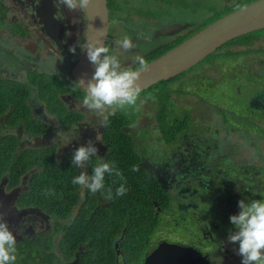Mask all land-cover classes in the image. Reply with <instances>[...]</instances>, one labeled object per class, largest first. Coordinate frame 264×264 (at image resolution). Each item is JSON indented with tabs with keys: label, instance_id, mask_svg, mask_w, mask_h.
Listing matches in <instances>:
<instances>
[{
	"label": "flooded vegetation",
	"instance_id": "obj_1",
	"mask_svg": "<svg viewBox=\"0 0 264 264\" xmlns=\"http://www.w3.org/2000/svg\"><path fill=\"white\" fill-rule=\"evenodd\" d=\"M42 1L0 0V212L5 213L17 237L16 264H40V256L52 250L65 256L62 242L72 217L78 216L82 208L91 210L90 217L110 210L115 218L123 219L111 227L100 225L102 231L123 228L120 237L107 255L95 257L91 253L93 245L82 240L68 262L48 264H87L91 258L95 259L92 264H147L157 251L153 264H163L172 255L159 250L164 244L185 250L177 264H241L238 243L227 239L235 231L229 217L238 214L241 199H264V147L258 146H264V138L258 143L252 132L249 136L236 130L238 127L230 122L238 115H231L226 108L221 109V116L214 113L210 101L196 95L195 85L177 86L176 81L185 72L142 91L135 119L115 110L108 115L107 126H101L103 117L83 105L86 89L74 72L82 54L78 45L86 39L87 15L63 7L59 11L54 0L53 8ZM223 3L225 10H209L208 16L215 20L206 17V22L212 24L244 6L236 0ZM171 4L169 0H108L110 31L106 45L115 52V41L123 34L131 36L135 44L129 53H116L125 67L138 66L136 55L148 64L158 54L165 55L211 25L199 27L190 22L194 13L189 10L161 19V13L169 15ZM148 7L153 13L144 12ZM172 27H178L176 33L167 34ZM261 39L251 43L249 55L231 61L224 51L222 60H228L232 71L247 70L250 74L247 86H235H240L238 91L245 95L241 98L247 99L249 117L264 128ZM73 45L79 49L76 54L69 51ZM247 47L234 43L227 50L233 49L239 56ZM210 56L204 60L210 59L202 73L193 76V68L186 71L192 77L190 82L209 76L217 85L226 83L228 77L222 79L225 64ZM210 71H216V76ZM205 110L215 117L213 122L219 120L221 127L236 134L241 142L221 145L222 130H210L212 118L203 114ZM179 113L191 114V122ZM89 140L98 148V157H92L86 169H79L72 165V154ZM251 149L260 163L254 159L249 162L243 156ZM97 159L114 161L126 178L125 186L141 188L132 195L107 200L101 192L93 195L73 185L71 181L80 171L92 173ZM134 166L136 171L132 170ZM113 179L106 176L105 185L115 193L123 181L113 184ZM46 188H54L57 195H43ZM140 193L147 194L140 197ZM51 199L65 203V212L67 203H75L70 216L50 211L47 204ZM130 218L148 222L142 240L132 246L124 244ZM105 244L107 241L99 245Z\"/></svg>",
	"mask_w": 264,
	"mask_h": 264
},
{
	"label": "clouds",
	"instance_id": "obj_2",
	"mask_svg": "<svg viewBox=\"0 0 264 264\" xmlns=\"http://www.w3.org/2000/svg\"><path fill=\"white\" fill-rule=\"evenodd\" d=\"M91 0H54L57 9L66 8L69 12H84L88 9ZM62 18V16H61ZM103 33V29L98 30ZM114 52L99 39L86 41L79 44V48L86 53V57L94 65V73L87 80L83 105L90 111L103 117V127L107 126L108 115L115 110L134 108L140 98L141 73L148 70L149 66L142 56L136 55L134 62L137 67H125L117 52L129 53L135 48L133 38L123 34L122 38L115 41ZM77 45L70 47L69 51L76 54ZM113 111L109 112L108 110ZM107 112V114H105ZM98 148L92 140L76 148L72 154V165L79 169H86L92 157H98ZM136 171L135 166L132 169ZM106 176L113 177V184L123 181L120 186L106 187ZM126 178L115 162H105L97 159L96 164L89 174L86 170L73 177L71 183L95 195L101 192L105 199L111 200L123 196L127 192ZM45 196H56L54 188L42 191ZM238 214L229 217L235 231L230 232L228 242L238 243L237 254L242 257L241 264H264V199H241L238 202ZM17 237L5 219V213L0 212V264H16Z\"/></svg>",
	"mask_w": 264,
	"mask_h": 264
},
{
	"label": "water",
	"instance_id": "obj_3",
	"mask_svg": "<svg viewBox=\"0 0 264 264\" xmlns=\"http://www.w3.org/2000/svg\"><path fill=\"white\" fill-rule=\"evenodd\" d=\"M42 3H46L44 6L49 4L52 7L53 2L43 0ZM85 13L88 19L85 42L99 39L102 43L107 44L110 31L108 0H91ZM101 29H103L102 34L98 31ZM262 29H264V0H257L218 19L188 41L148 63V70L141 73L142 91L196 67L228 42ZM176 30H178V27H172L167 34L173 35ZM94 70V65L89 62L86 53L82 51L74 72L85 89L87 80L92 77ZM162 249L172 253L163 264H177L178 257L185 251L181 247H171L167 244H164L159 250ZM158 252L150 256L147 264L154 263Z\"/></svg>",
	"mask_w": 264,
	"mask_h": 264
},
{
	"label": "trees",
	"instance_id": "obj_4",
	"mask_svg": "<svg viewBox=\"0 0 264 264\" xmlns=\"http://www.w3.org/2000/svg\"><path fill=\"white\" fill-rule=\"evenodd\" d=\"M225 13H227V11ZM213 19L215 20V18H213ZM253 33L254 32L249 33L247 35H244L242 37L234 39L231 42L225 44L224 46H222V48L219 49L221 51L220 53H216V54L210 56V58L213 57L214 59L220 60L221 62L219 61V63H224L222 60V57L224 56L222 54V52H224V51H227V54H225V57H227L228 60H231V61H237L240 57L245 56V55H249L252 52L251 43L253 41L255 42L259 39V37L249 36L250 34L252 35ZM234 43L249 45V47H247L245 49H241L245 54L235 56L233 49L227 50V48L231 45H234ZM161 54H158L153 59L158 58L159 56H161ZM153 59H149V61L153 60ZM193 87L195 89H197L196 95H198V96L202 95L210 101V103L212 104L211 109L213 111H215L214 113L220 115V112L223 113L222 110H224L226 108L227 110L232 111L233 114H231V115H234V116L238 115V117H233L232 121L230 122L231 125L234 124L238 127V129H236V130H242V131L248 133L249 136L251 135V132H252V135L257 137V139H255V140L258 143H259V140L261 139V137L264 138V128H263L262 124L254 121L253 119H251L249 117L250 112L246 109L248 107L247 99L241 98V97H244L245 95H243L242 93H240L238 91V88L240 86H227L226 89H224L221 86H193ZM210 90L214 91L215 96H213L209 92ZM180 93H182V92H180ZM212 97L217 99L218 101H212V99H210ZM196 98H197V96H196ZM219 100H221L222 102H224L228 106H224L222 103H220ZM184 108L189 110L188 106H185ZM240 114H243V115L241 116ZM179 115L184 118L183 120H187V121L191 122V114L179 113ZM228 121L229 120H227V122ZM236 126H234V128ZM184 129H186V123H185ZM260 145L261 144L259 143L258 146L261 147ZM263 175H264V173H263ZM261 181H263V179ZM125 187H128V190L126 193L131 194V195L133 194V192L135 193V191H137V190H139V188H141L140 185H134V184L129 185V186H125ZM144 188H145V186H143L142 189H144ZM145 194H147V193H140V197L144 196ZM125 196L126 195H123L120 197H125ZM73 198L74 197H72L71 199H73ZM71 199H69V200H71ZM48 203L49 204H47V205H48L50 211L57 213V214H58V212L60 214L66 213L67 216H70L69 213L71 212L72 207H74V205H75V203H67V207H66L67 212H65V209H64L66 206L65 203L62 204L61 202L60 203L57 201L54 202L53 199L49 200ZM88 213H91V210H89V209L86 210L85 208H82L80 210V213L78 216H76V217L71 216L72 221L70 224V229H68L67 238L64 240V242H62V249L65 252V256H63V254H60V253L55 254L52 250L51 251L52 253L49 252L48 255L40 256V260H39L40 264H48V263H51L54 261H56V262H59V261L68 262L69 259L74 257V255L77 251V248L80 245L79 243L82 240H85L84 243L86 241H89L93 245V249H92L91 253L92 254L95 253L94 254L95 257L97 255H100V254L107 255L112 250V244L117 238L120 237V234H121V231L123 228L121 229V227H113L111 229H105V231H102L100 229V225L103 224L105 227H106V225L111 227L113 225V223H115L117 220H123V219L115 218L114 214L111 213L110 210L105 211L103 213L97 212V214H95L96 215L95 218L90 217ZM129 222H130L129 232L127 233V239L124 241V244L125 245L129 244V246H132L133 244H136V241L139 242L142 240V236H143V232H144V228H145V223H148V222H146V219H142V218H130ZM147 231L148 230H146V232ZM97 238H98V241H95V239H97ZM103 238H105V239H103ZM106 241H107V244H105L103 246L99 245L100 243L106 242ZM48 251H50V248H48ZM88 258H89V256H88ZM92 259L95 260L94 258H91V260ZM92 261L90 262V260L88 261V259H87L86 263L92 264Z\"/></svg>",
	"mask_w": 264,
	"mask_h": 264
},
{
	"label": "rangeland",
	"instance_id": "obj_5",
	"mask_svg": "<svg viewBox=\"0 0 264 264\" xmlns=\"http://www.w3.org/2000/svg\"><path fill=\"white\" fill-rule=\"evenodd\" d=\"M163 1L165 2L167 0H163ZM169 1L172 3L171 4L172 6L170 7L171 11L168 12L169 15L161 13L160 14L161 19L171 17L170 15H176L178 12L185 13L187 10H189L191 13H194L190 16L189 21L193 22L194 24L198 25L199 27L203 26V25L208 26L209 24H211V22H206V17L209 19H213L212 16H208L209 10H215L217 12H223L225 10L223 0H169ZM236 1L240 5L245 6V4L250 3V2H255L256 0H236ZM232 2H233V0H232ZM144 12H146L148 14L153 13L149 7L146 8L144 10ZM249 36L264 38V29L256 31L252 35L250 34ZM261 41H263V45H264V39L263 40L261 39ZM260 44H261V42L259 43V45ZM78 52H79V49L76 50V53H78ZM209 61H210V59H207L206 61H203L198 66L193 68L194 71H193L192 75L196 76V75L202 73V71H203L202 68H205L206 66H208ZM227 62H228V60H225L224 61L225 65H223V67H222V72H224L223 73L224 76L222 79L225 81L226 77H228L226 80V83L222 82V83H219L217 85V83L214 82L213 79H211V77H209V76H208L209 78L208 77H201L199 79H196L194 82H190L192 77H191V75L188 74V72H185L176 81L177 86H179V87L189 86L190 84L195 85V86H235V84H237V83L240 84L241 86H247L251 82L250 81L251 76L247 72V70L237 71V72L232 71L229 68V65ZM210 74L212 76L213 75L216 76V71H210ZM230 74L232 75V77L229 76ZM256 82L259 83L261 81L257 80ZM154 88H156V87H153L152 89H154ZM209 92L213 96H215V93L213 90H210ZM210 99H212V101H218L217 99H215L213 97ZM137 105L134 108H129L127 110H120V111L124 115H126L128 118L135 119V115L137 114V108H136ZM194 113H195V115L197 113V103H196V106L194 109ZM203 114L205 116H210L209 117L210 119L212 118V115L207 110H205ZM213 118H215V117H213ZM213 118L211 119L212 123L210 124V130L212 127L222 130V133L220 134V138L222 140L221 145H225V143L241 142V140L238 138V136L236 134H234L233 132H229L227 130H224L221 127L222 125H220L219 120L213 122ZM233 126H236V125L233 124ZM208 133H212V132L208 131ZM243 147L247 148L246 145H243ZM262 147H264V146H261V148ZM243 156L249 162L251 161V159H254L253 161H257L260 163L258 156L255 154V150H252V149L248 150L247 152H245V154ZM262 156L264 157V152H263ZM263 162H264V160H263Z\"/></svg>",
	"mask_w": 264,
	"mask_h": 264
}]
</instances>
